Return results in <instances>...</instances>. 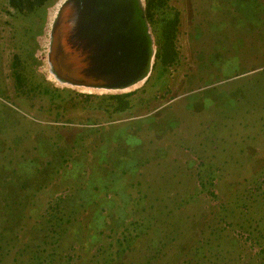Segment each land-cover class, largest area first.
Returning <instances> with one entry per match:
<instances>
[{
    "label": "rangeland",
    "instance_id": "rangeland-1",
    "mask_svg": "<svg viewBox=\"0 0 264 264\" xmlns=\"http://www.w3.org/2000/svg\"><path fill=\"white\" fill-rule=\"evenodd\" d=\"M59 1L0 0V264H242V0H169L179 62L121 113L100 105L124 92L51 78ZM244 264H264V0H244Z\"/></svg>",
    "mask_w": 264,
    "mask_h": 264
},
{
    "label": "water",
    "instance_id": "water-1",
    "mask_svg": "<svg viewBox=\"0 0 264 264\" xmlns=\"http://www.w3.org/2000/svg\"><path fill=\"white\" fill-rule=\"evenodd\" d=\"M156 54L145 0H64L50 29V70L71 85L133 91Z\"/></svg>",
    "mask_w": 264,
    "mask_h": 264
},
{
    "label": "trees",
    "instance_id": "trees-1",
    "mask_svg": "<svg viewBox=\"0 0 264 264\" xmlns=\"http://www.w3.org/2000/svg\"><path fill=\"white\" fill-rule=\"evenodd\" d=\"M55 1L56 0H9V3L19 13H31L39 9L46 10L48 5L54 3ZM145 2L147 17L153 25L155 32L157 33L156 63L159 66H163L164 70H167L168 68L177 64L180 59L177 45L178 27L180 22L179 11L176 10L173 15L156 20V13L161 10H166L169 0H145ZM14 73L16 79L18 80V84L22 85L25 82V76L18 68L15 69ZM31 83L33 85L35 84L32 80ZM43 83H45L44 79L41 80L38 85L43 86ZM134 93L135 91H129L124 93L103 95V105H100V107L104 108L110 113H121L127 111L133 105L132 96ZM159 248H165V244H162V246H159ZM122 250L127 252V249H121L119 246L115 251H112L105 258L104 262L100 264H122L123 261H126L124 260V252ZM156 262H159V260L155 262L153 260H148L144 263L138 264H156Z\"/></svg>",
    "mask_w": 264,
    "mask_h": 264
},
{
    "label": "bare ground",
    "instance_id": "bare-ground-1",
    "mask_svg": "<svg viewBox=\"0 0 264 264\" xmlns=\"http://www.w3.org/2000/svg\"><path fill=\"white\" fill-rule=\"evenodd\" d=\"M64 0H60L58 2V4L56 5V7L54 9L51 10V13H50V26L52 27V24L58 14V11H59V8L61 6V3L63 2ZM50 74H51V78L54 79L55 81L59 82V83H66L64 81H59V79H57V77H55L54 73L50 70ZM143 80H140L139 82L135 83L134 85L130 86V88H126L125 90H130V89H134V88H137L141 85H143L144 83L142 82ZM104 89H107V88H104Z\"/></svg>",
    "mask_w": 264,
    "mask_h": 264
},
{
    "label": "built area",
    "instance_id": "built-area-1",
    "mask_svg": "<svg viewBox=\"0 0 264 264\" xmlns=\"http://www.w3.org/2000/svg\"><path fill=\"white\" fill-rule=\"evenodd\" d=\"M49 35H50V33H49Z\"/></svg>",
    "mask_w": 264,
    "mask_h": 264
}]
</instances>
